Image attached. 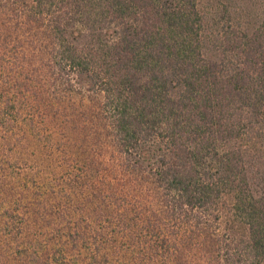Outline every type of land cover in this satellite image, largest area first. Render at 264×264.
I'll return each instance as SVG.
<instances>
[{
  "label": "trees",
  "instance_id": "16d2710c",
  "mask_svg": "<svg viewBox=\"0 0 264 264\" xmlns=\"http://www.w3.org/2000/svg\"><path fill=\"white\" fill-rule=\"evenodd\" d=\"M211 1L0 0V264H264V0Z\"/></svg>",
  "mask_w": 264,
  "mask_h": 264
},
{
  "label": "rangeland",
  "instance_id": "374dc122",
  "mask_svg": "<svg viewBox=\"0 0 264 264\" xmlns=\"http://www.w3.org/2000/svg\"><path fill=\"white\" fill-rule=\"evenodd\" d=\"M227 1L228 0H212L211 1V7L215 8L216 5L219 6V4L222 5L223 3L228 4V3H226ZM1 133H3L2 129L0 130V136H1ZM20 134H21L20 132H17V134H15L14 136L21 137V135H23V134H21V135ZM4 149H8V146L4 145V142H3V144L0 143V161H1L0 162V170L4 168V164L6 163L5 158L7 155L2 152Z\"/></svg>",
  "mask_w": 264,
  "mask_h": 264
}]
</instances>
